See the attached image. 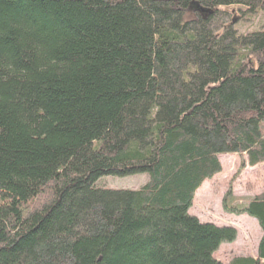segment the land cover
<instances>
[{"label":"trees","instance_id":"16d2710c","mask_svg":"<svg viewBox=\"0 0 264 264\" xmlns=\"http://www.w3.org/2000/svg\"><path fill=\"white\" fill-rule=\"evenodd\" d=\"M258 11L0 0V264H264V190L222 199L257 220L255 258L215 259L237 229L188 213L219 155L264 162V28H234ZM138 173L136 190L97 184Z\"/></svg>","mask_w":264,"mask_h":264},{"label":"rangeland","instance_id":"374dc122","mask_svg":"<svg viewBox=\"0 0 264 264\" xmlns=\"http://www.w3.org/2000/svg\"><path fill=\"white\" fill-rule=\"evenodd\" d=\"M240 8V7H239ZM231 8L224 7V10L230 11ZM237 9V7H234ZM241 9V8H240ZM238 20L234 28L241 33L251 32L264 28V12L258 11L249 16L243 15L240 18L239 13H234ZM221 163V171L212 178L203 181L194 193L191 205L188 208L190 215L196 216L201 222H210L218 226L231 225L240 226V231L233 241H224L213 252V257L223 263H229L234 256L241 255L243 251L249 253L253 248L252 237L254 234L253 226L250 222L242 219H250L255 223L253 217L244 214L238 218L235 214L228 213L223 209L222 199L228 186L230 185L232 195L252 196L261 190H264V162L254 167L246 166L238 171L241 157L237 154H222L218 156ZM148 180L146 173H138L127 176H109L104 175L97 180V184L110 189H129L136 190L144 185ZM236 226H234L236 228ZM237 229V228H236ZM250 233V239L243 246V238ZM251 249V250H250Z\"/></svg>","mask_w":264,"mask_h":264},{"label":"crops","instance_id":"0c3cea01","mask_svg":"<svg viewBox=\"0 0 264 264\" xmlns=\"http://www.w3.org/2000/svg\"><path fill=\"white\" fill-rule=\"evenodd\" d=\"M243 215H244V213H241V214H237L236 216L238 218H244V217H242ZM254 220H255V223L252 220H250V219H246V218L242 219V221H245V222L248 221V222L251 223V225L253 226L252 234H254V236L252 237V240H253V248H252V250L250 249L251 251H249V253L246 252V251H243V253L240 256H252V257L255 258L256 255H257V244H258L259 238L261 236V228H260L257 220L255 218H254ZM233 225L236 226L235 224H233ZM236 228H237V235H238V232L240 231L239 224H238V226H236ZM250 238H251L250 237V233H247V235L243 238V243H244L243 246H246V244H247L246 242L248 240H251Z\"/></svg>","mask_w":264,"mask_h":264},{"label":"water","instance_id":"95a60500","mask_svg":"<svg viewBox=\"0 0 264 264\" xmlns=\"http://www.w3.org/2000/svg\"><path fill=\"white\" fill-rule=\"evenodd\" d=\"M197 9L201 13H211V10H209V9H205V8H201V7H198Z\"/></svg>","mask_w":264,"mask_h":264}]
</instances>
